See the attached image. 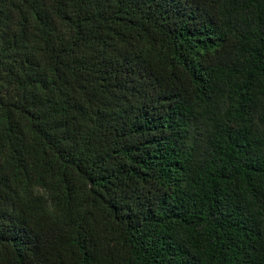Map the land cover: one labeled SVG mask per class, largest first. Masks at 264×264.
I'll return each instance as SVG.
<instances>
[{"label": "trees", "instance_id": "obj_1", "mask_svg": "<svg viewBox=\"0 0 264 264\" xmlns=\"http://www.w3.org/2000/svg\"><path fill=\"white\" fill-rule=\"evenodd\" d=\"M0 264H264V0H0Z\"/></svg>", "mask_w": 264, "mask_h": 264}]
</instances>
